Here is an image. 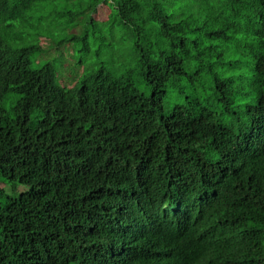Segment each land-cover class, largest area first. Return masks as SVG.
Wrapping results in <instances>:
<instances>
[{
    "label": "trees",
    "instance_id": "trees-1",
    "mask_svg": "<svg viewBox=\"0 0 264 264\" xmlns=\"http://www.w3.org/2000/svg\"><path fill=\"white\" fill-rule=\"evenodd\" d=\"M112 1L136 66L66 86L100 0H0V264H264V0Z\"/></svg>",
    "mask_w": 264,
    "mask_h": 264
},
{
    "label": "rangeland",
    "instance_id": "rangeland-1",
    "mask_svg": "<svg viewBox=\"0 0 264 264\" xmlns=\"http://www.w3.org/2000/svg\"><path fill=\"white\" fill-rule=\"evenodd\" d=\"M94 1L95 0H49L48 7L43 6V8H40L39 11L34 14V23L39 27H45L50 19L52 21L57 19L52 16L53 14L60 17L59 14L54 12H59V10L67 9L68 7L80 11L94 3ZM181 1L183 0H179L178 4L181 3ZM188 1L195 4L194 0ZM113 2L114 1L109 0V3H105L103 0H100V6L104 8H98L96 18H99V21H97L99 25L104 22L103 27L95 37L93 34L90 35V49L86 54L80 51L69 53L64 66L60 69L62 75L58 77V79H61L63 85L71 86L81 78L83 74L93 68L108 66L107 68L110 70H117L118 73L121 74L126 70L125 68L136 66L135 62H137V55L134 52L135 36L124 34L122 26L119 21H117L116 17H113L112 21L108 22L111 20L108 16L111 10L112 15L115 13ZM188 5L187 3V6ZM112 22L115 23V26L108 28L109 23ZM60 34L62 35L63 32ZM80 60H83V65L78 63ZM172 101H175V99Z\"/></svg>",
    "mask_w": 264,
    "mask_h": 264
},
{
    "label": "clouds",
    "instance_id": "clouds-1",
    "mask_svg": "<svg viewBox=\"0 0 264 264\" xmlns=\"http://www.w3.org/2000/svg\"><path fill=\"white\" fill-rule=\"evenodd\" d=\"M137 197V193L135 190L131 189L130 187H127L126 185H122L121 190L117 191V193L112 197L117 204H118V210L115 213V222L116 226L118 228V231H124L125 227L127 226L130 218L134 215L135 218L139 221L140 218L136 216L137 207L134 205V199ZM155 230L148 231L149 236L151 239L153 238V233ZM130 238L135 237V235L131 234L129 236ZM130 241V240H129ZM129 241L124 244L123 246L128 249V251H125V257L129 254V256L133 255V251L135 252V248H131L128 244ZM143 243H147L148 241L143 239ZM208 251V250H206ZM212 259V257L209 256H199L200 261H209Z\"/></svg>",
    "mask_w": 264,
    "mask_h": 264
}]
</instances>
